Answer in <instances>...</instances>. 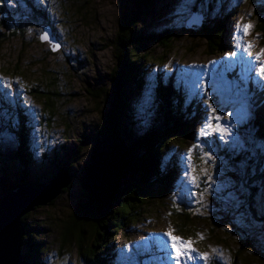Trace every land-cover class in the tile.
<instances>
[{
	"label": "rangeland",
	"instance_id": "obj_1",
	"mask_svg": "<svg viewBox=\"0 0 264 264\" xmlns=\"http://www.w3.org/2000/svg\"><path fill=\"white\" fill-rule=\"evenodd\" d=\"M128 2L0 0V201L12 186L38 188L54 176L62 174L60 181L70 174L65 191L28 212L27 225L45 245L28 256L22 243L21 264H85L77 248L80 235L67 241L64 229L85 199L82 178L94 165L92 156L100 143L98 130L106 110L104 92L102 98L94 95L110 87L116 64L112 42ZM259 8L264 9V0H155L142 21V31L171 27L176 38L171 49L150 42L153 53L146 55L150 64L140 86H132L129 102L136 118L143 117L140 129L145 130L156 112L157 73H162L161 80L177 81L187 102L196 99L200 115L189 138L173 135L159 157L164 165L170 163V155L178 161L172 164L176 174L166 195L160 191L164 198L152 201L122 231H109L102 239L99 251H109V264H175L171 237L165 235L169 232L178 238V246L184 241L183 248L194 250L185 264H264V185L255 176L260 187L251 205L252 184L244 171L264 147L252 124L259 104L264 105ZM201 15L210 28L217 20L224 22L215 48L210 49L201 29L187 27L192 17L190 26H198ZM50 25L55 42L40 38ZM15 26L22 29L14 34ZM45 94L55 97L48 107ZM18 109L24 115V128ZM209 119L211 129L205 128ZM67 167L71 173L62 170ZM50 195L47 191L39 199ZM176 202L179 209L200 215L195 223L177 225ZM83 225L87 247L95 242L94 220L87 216Z\"/></svg>",
	"mask_w": 264,
	"mask_h": 264
},
{
	"label": "trees",
	"instance_id": "obj_2",
	"mask_svg": "<svg viewBox=\"0 0 264 264\" xmlns=\"http://www.w3.org/2000/svg\"><path fill=\"white\" fill-rule=\"evenodd\" d=\"M127 4L128 7L120 19L118 33L112 42L116 64L111 70L110 87L108 90H103L102 87L94 95L102 98L101 92H104L106 110L103 112L102 124L98 130L100 143L98 141L99 144L94 149L92 158L94 160L100 150L106 149L115 173L102 190L93 192L85 189V178H82L85 199L79 212L72 215L71 222L67 221L68 225H65L64 229L67 241H70L69 237L72 238L73 234L80 235L77 248L80 258L85 259V264H109L111 261L109 260V251L105 250L106 248L99 251L102 239L106 237V234L113 230L122 231L132 222L133 216L143 215V211L151 205L152 201L164 198L160 196V191L166 195L169 183L173 181L176 174V168L172 164H178V161L174 155H170V163L166 162L164 165L159 157L164 155L169 145V139L173 135L179 134L178 137H183L185 141L189 138L197 117L200 115L196 99L190 103L187 102L181 90L182 86L177 81H174L172 77H165L164 80H161L162 73H157V86L154 88L153 96L156 112L149 117L150 121L145 130L140 129V126H144L143 117L136 118V110L129 102V96L133 92L132 86H140L143 74L146 72L145 69L150 64L146 60L147 52L153 53V48H149L150 42L156 41L163 48L171 49L174 46L176 32L171 27L164 28L160 32L150 31L147 33L141 30L140 25L145 16L152 12L155 0H129ZM258 11L261 13V18L257 23V30L262 33L264 39V9L259 8ZM206 20L202 24L201 32L212 49L217 47L216 42L223 33L224 22L222 19L217 20L213 28H210ZM50 27L53 29L51 25ZM14 29L13 33L15 34L16 29L19 31L22 27L15 26ZM158 57L163 60L165 54ZM44 98L48 107L55 97L45 94ZM19 111L22 112V110L18 109V113L22 117L24 128V115ZM255 115L252 122L254 135L257 141L264 144V105L259 104ZM23 141H27V136L23 137ZM246 165L248 166L244 169L245 175L248 182L252 184L249 201L253 205L260 187L255 184V176L264 185V147L260 149V155L257 156L256 161ZM27 167L28 165L26 169ZM62 170L71 173L69 167ZM48 184L50 183L42 184L41 187ZM27 186L36 187L34 184H22L8 188V191L11 193ZM15 188L17 189L11 191ZM65 188L62 191H65ZM255 196L256 199H253ZM179 204V202L174 204L179 210L177 213L180 214L179 218L176 216L180 221L177 225L185 227V221L195 223L196 217L199 218L200 215L194 211H188L186 208L179 209ZM86 213L88 220L91 222L94 220L92 235L95 240L87 247L83 243L85 239L83 222L87 218ZM29 215L30 213H26L22 217V224L25 227L23 244L28 256L34 251L41 252L45 245V241L39 239L37 232L31 230L32 225L29 223L30 226L27 225L26 219L28 221ZM103 227L106 228V231L103 230ZM111 227L114 228L111 229ZM247 240L245 243L243 241V246L247 245ZM62 243L64 245L63 240ZM22 260L23 257H21V262H23Z\"/></svg>",
	"mask_w": 264,
	"mask_h": 264
},
{
	"label": "water",
	"instance_id": "obj_3",
	"mask_svg": "<svg viewBox=\"0 0 264 264\" xmlns=\"http://www.w3.org/2000/svg\"><path fill=\"white\" fill-rule=\"evenodd\" d=\"M193 18L194 17L188 20L187 27L196 30L201 29L203 24V15L199 16L200 21L198 22V26H190V22ZM50 29L51 27L49 26V28L46 29L45 33H47L48 39L55 42V38L51 37ZM45 33H42L40 35V38L43 41L46 40L42 38ZM58 47L59 45L57 47H54L53 50H57ZM104 167L107 169L103 170ZM91 169L93 170V172H90ZM99 172L100 175L98 176ZM114 173V166L111 162L108 151L106 149L100 150L94 158V165L91 168L87 169L86 174L83 176L85 178V189L92 192L102 190L104 186L110 181ZM68 175L69 176L66 180L63 179L60 181L59 179L62 178V174L61 176L58 175L55 177V179L52 180L50 184L43 187H22L18 191L9 193V195H7L5 199H3L0 204V264L22 263L21 245L23 243V236L25 234V227L22 224V217L36 206L49 203L58 194H60L63 188L69 186L70 174ZM101 175L104 179H101ZM55 184L58 188L54 192V187H56ZM30 189L31 192L28 193V195L22 193V191ZM47 191L51 193V195L45 200H40V195L42 193H46ZM32 193L34 194V196L31 197V195L29 194Z\"/></svg>",
	"mask_w": 264,
	"mask_h": 264
},
{
	"label": "snow or ice",
	"instance_id": "obj_4",
	"mask_svg": "<svg viewBox=\"0 0 264 264\" xmlns=\"http://www.w3.org/2000/svg\"><path fill=\"white\" fill-rule=\"evenodd\" d=\"M249 26L246 25L245 28L247 29ZM43 39H48L47 33L42 37ZM251 46L249 45V48ZM235 55V53H233ZM256 59H259V56L256 57ZM260 75L264 76V64L260 65ZM213 113L215 112V109H212ZM216 119H219V117H215ZM205 128L211 129L213 128V125L211 123V119L205 124ZM224 131H227V129H224ZM207 134V133H205ZM193 180H195V177H193ZM165 235H168L171 237L172 240V247L175 249V264H185V261L187 259L193 258L191 256V252L194 250L191 249H185L183 248L184 241H180L179 246L177 244L178 238L175 236H172L171 233H166ZM183 258V259H182ZM206 258V257H205Z\"/></svg>",
	"mask_w": 264,
	"mask_h": 264
},
{
	"label": "bare ground",
	"instance_id": "obj_5",
	"mask_svg": "<svg viewBox=\"0 0 264 264\" xmlns=\"http://www.w3.org/2000/svg\"><path fill=\"white\" fill-rule=\"evenodd\" d=\"M229 1V0H228ZM251 34H249V36H250ZM24 236H25V234H24Z\"/></svg>",
	"mask_w": 264,
	"mask_h": 264
}]
</instances>
